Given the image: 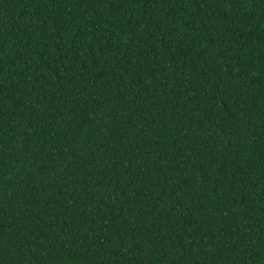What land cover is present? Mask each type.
Returning <instances> with one entry per match:
<instances>
[{"label":"trees","instance_id":"1","mask_svg":"<svg viewBox=\"0 0 264 264\" xmlns=\"http://www.w3.org/2000/svg\"><path fill=\"white\" fill-rule=\"evenodd\" d=\"M0 264H264V0H0Z\"/></svg>","mask_w":264,"mask_h":264}]
</instances>
